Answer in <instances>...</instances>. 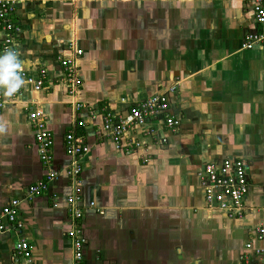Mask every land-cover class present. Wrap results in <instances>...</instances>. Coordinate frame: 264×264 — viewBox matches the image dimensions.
<instances>
[{
  "label": "crops",
  "instance_id": "obj_1",
  "mask_svg": "<svg viewBox=\"0 0 264 264\" xmlns=\"http://www.w3.org/2000/svg\"><path fill=\"white\" fill-rule=\"evenodd\" d=\"M16 18L22 67L32 77L45 69L47 77L41 90L24 86L0 111V211L49 170L26 107L38 109L52 133L50 169L58 172L47 191L18 206L31 264H73L64 136L76 118L56 83L57 57L68 55L70 40L82 50L78 98L85 105L84 126L74 133L90 147L80 161L83 264H240L246 243L261 247L255 230L264 227V45L240 48L245 33L260 29L247 3L19 0ZM160 93L179 125L169 130L156 118L128 130L123 141L144 144L131 154L101 137L99 118L86 112L124 114ZM223 159L246 163L248 211L241 219L205 208L196 173ZM14 242L0 235V264H17Z\"/></svg>",
  "mask_w": 264,
  "mask_h": 264
},
{
  "label": "built area",
  "instance_id": "obj_2",
  "mask_svg": "<svg viewBox=\"0 0 264 264\" xmlns=\"http://www.w3.org/2000/svg\"><path fill=\"white\" fill-rule=\"evenodd\" d=\"M247 3L254 22L260 27L258 32L245 33L241 40V49L247 50L254 46L264 45V0H239ZM19 0H0V56L8 50H16L21 26L16 18V6ZM67 56H58L57 61L61 73L57 77V84L65 89L67 103L75 113V120L71 128L64 136V150L69 157V165L65 168V174L71 181V193L66 198L69 229L66 233L71 242L73 264H83L84 238L80 220L82 210L80 208V173L81 158L90 151L80 135H75V127H83L84 121L79 119V113L85 105L79 101V92L82 81L79 76L78 57L82 50L77 47L74 40L64 43ZM18 56V53H17ZM19 59V57H18ZM20 61V59H19ZM24 80L23 86L11 96H7L0 88V111L5 103L14 99L22 91L24 86L30 85L34 90L42 89L46 80L45 69H39L36 77L26 74L24 68L21 71ZM175 86L168 88L167 92L173 93ZM30 126L34 130V140L38 157L42 164L49 167L43 179L30 185L23 199L10 200L0 211V235L8 234L15 237L12 258L17 264H31L32 246L21 237L22 222L18 218V206L21 201L30 200L42 195L48 190L50 183L57 177L58 172L50 169L52 162L53 136L41 117L38 109L26 107ZM87 114L91 119L99 118L100 136L110 139L114 148L125 154H131L136 148L142 147L143 142L136 140L123 141V135L130 129L145 124L147 119L162 118L169 130H174L179 121L168 112V97L166 93L149 96L143 101L130 107L124 114H114L105 109L98 111L87 108ZM153 134L154 130H149ZM162 141H165L162 139ZM144 160H146L144 158ZM203 191L204 204L207 210H217L227 218L241 219L248 208L245 203L249 190L246 163L241 159H223L220 162H210L202 166L196 173ZM88 207L93 208L94 202H89ZM256 238L261 243L260 248H252L251 243L244 245V251L239 256L240 264H264V227H257Z\"/></svg>",
  "mask_w": 264,
  "mask_h": 264
},
{
  "label": "clouds",
  "instance_id": "obj_3",
  "mask_svg": "<svg viewBox=\"0 0 264 264\" xmlns=\"http://www.w3.org/2000/svg\"><path fill=\"white\" fill-rule=\"evenodd\" d=\"M22 63L14 50L0 56V88L7 96L13 95L24 84L21 75Z\"/></svg>",
  "mask_w": 264,
  "mask_h": 264
},
{
  "label": "rangeland",
  "instance_id": "obj_4",
  "mask_svg": "<svg viewBox=\"0 0 264 264\" xmlns=\"http://www.w3.org/2000/svg\"><path fill=\"white\" fill-rule=\"evenodd\" d=\"M101 213H102V211H101Z\"/></svg>",
  "mask_w": 264,
  "mask_h": 264
}]
</instances>
